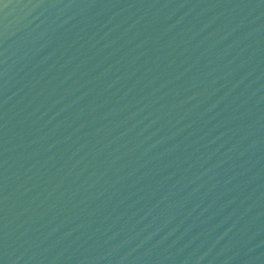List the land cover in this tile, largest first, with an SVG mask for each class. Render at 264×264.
<instances>
[{"label": "water", "instance_id": "water-1", "mask_svg": "<svg viewBox=\"0 0 264 264\" xmlns=\"http://www.w3.org/2000/svg\"><path fill=\"white\" fill-rule=\"evenodd\" d=\"M0 264H264V0H0Z\"/></svg>", "mask_w": 264, "mask_h": 264}]
</instances>
